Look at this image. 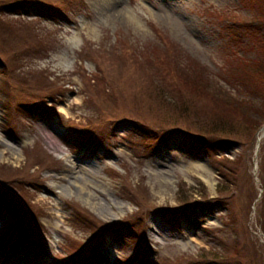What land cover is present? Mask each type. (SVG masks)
<instances>
[{"label": "rangeland", "instance_id": "rangeland-1", "mask_svg": "<svg viewBox=\"0 0 264 264\" xmlns=\"http://www.w3.org/2000/svg\"><path fill=\"white\" fill-rule=\"evenodd\" d=\"M13 1L0 0V264H264V69L229 56L257 59L237 27L264 0ZM197 69L202 89L185 79ZM129 76L144 80L135 112L162 132L125 119ZM210 121L227 129L207 136Z\"/></svg>", "mask_w": 264, "mask_h": 264}, {"label": "trees", "instance_id": "trees-1", "mask_svg": "<svg viewBox=\"0 0 264 264\" xmlns=\"http://www.w3.org/2000/svg\"><path fill=\"white\" fill-rule=\"evenodd\" d=\"M30 1H31V3H29V5L32 6L33 3H35V0H30ZM255 1L256 2L258 1L259 3H261V0H255ZM20 2H21V0H15V1H13V4L7 5L6 8L9 11H11V12H14V11L19 12L20 10L22 11L24 9V7H20L19 6L20 5ZM28 7H30V6H28ZM263 15H264V9H262L261 13L258 16V19L255 20L254 22H249L251 24H245V25H242V26L237 27V30L239 32V35H242L243 39H244V37L250 38V41L253 42V44H254V48H256V49L258 48L261 52H260V54L257 55V59L256 60L254 58L252 60L245 59L246 57L244 58V55H242V54L237 55L236 53H231L229 55V56H231V59H232L231 61L234 60V62H237V64H235V67L233 68L234 69L233 71H236V67L238 68V65H239V67H242L243 68L242 70H244L246 67L247 68H250V69H253L255 71H260V69L261 70L264 69V56L261 54L264 51V21L261 20V18L264 19L262 17ZM259 19H260V21H259ZM241 23L244 24V23H247V22H241ZM174 75L175 76L172 77V79H175L174 80V85H175L176 81H179L180 80V76L177 75V73H175V72H174ZM224 75L226 76V74H224ZM202 76L203 75L201 74V69L200 70L197 69V70H195L193 72V74H191V76H188L185 79L186 80H189V79H198V82L196 81V83L197 84H200L201 89H202L204 87V85L202 84V79H203ZM169 79H171V78H169ZM125 80L126 81L129 80V83L132 82L131 85L128 84V86H130V87H128V88L126 86L125 87H122L124 89V93L129 94L127 101H129V109L128 110H129L130 113H128V114L130 115V117L127 116L125 119L131 120V119L135 118L138 122L146 125L147 127H149L150 129L154 130L155 132H157V133L162 132L161 129H165V127L157 126L154 123H152L150 120H148L149 118L145 119V117H141V116L138 115L137 112H135V109L138 106L137 104H143V99L140 96L141 95V86L144 85V80L142 79V77L141 78L140 77L138 78V77H135L134 76L132 78V76H129ZM228 80H229V83L230 84H233V82H231L230 79H228ZM240 81L244 82L245 81V78L241 79ZM126 83H128V82H126ZM129 90H130V93H129ZM162 93H164V90L163 89H158V93H156V94L157 95H160ZM116 96H119V94H116ZM225 96H224V98H219V99H222V100H225V101L226 100L230 101V99H228L229 97L228 96L225 97ZM184 108H185V102H183L181 104V109L183 110ZM226 123L227 122H225V121L224 122H213V121H210L207 124L201 123V125H203V129L210 130L211 133H213V134H210V135L208 134L207 136H215V135H219L217 133H221L222 131H224V130L227 129V124ZM263 124L264 123L257 124V126H255L254 130L257 131ZM172 129H174V130H176L178 132L180 131L182 133L184 131L185 133H188V135H191L190 133H192L188 129L187 130L186 129H181V128H177L176 129L174 127H172ZM28 166H26V167H28ZM26 173H28V172H26ZM32 174H34V172ZM32 178H35V176L31 177V179ZM263 199H264V196H263ZM76 217H77L76 220L80 221L82 224L83 223L86 224V226H88L90 224H94L93 225V228L95 226H99L101 229L103 227L105 228V223L101 222L100 220L96 219L95 217L94 218L91 217L90 214H88V213L86 214L81 209L76 212ZM102 225H103V227H102ZM109 225L116 226L117 225V222H114V223L109 224ZM109 225H108L107 228H110ZM250 260H254V259H250ZM251 264H256V261L254 260Z\"/></svg>", "mask_w": 264, "mask_h": 264}, {"label": "bare ground", "instance_id": "bare-ground-1", "mask_svg": "<svg viewBox=\"0 0 264 264\" xmlns=\"http://www.w3.org/2000/svg\"><path fill=\"white\" fill-rule=\"evenodd\" d=\"M264 136V130H261L260 132H259V137L260 138H262ZM80 191H82V190H84L83 189V187L82 186H80ZM86 196H84V199H86V200H89V198H90V195H89V193L86 191ZM84 195V194H83Z\"/></svg>", "mask_w": 264, "mask_h": 264}, {"label": "water", "instance_id": "water-1", "mask_svg": "<svg viewBox=\"0 0 264 264\" xmlns=\"http://www.w3.org/2000/svg\"><path fill=\"white\" fill-rule=\"evenodd\" d=\"M262 130H264V127L262 128ZM257 146H259V138H258V144H257Z\"/></svg>", "mask_w": 264, "mask_h": 264}]
</instances>
